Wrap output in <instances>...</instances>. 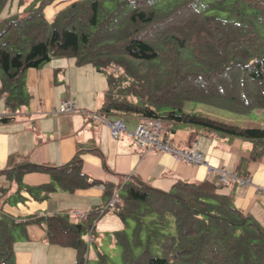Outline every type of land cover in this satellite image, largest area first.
Returning <instances> with one entry per match:
<instances>
[{
  "label": "trees",
  "instance_id": "16d2710c",
  "mask_svg": "<svg viewBox=\"0 0 264 264\" xmlns=\"http://www.w3.org/2000/svg\"><path fill=\"white\" fill-rule=\"evenodd\" d=\"M8 1L0 0V8ZM36 1L33 11L1 23L0 99L12 111L29 103L30 68L54 57L74 58L107 76L103 117L157 118L166 131L171 124L204 128L249 140L253 158L263 155L264 127L241 126L184 106L205 104L238 115L264 109V0ZM57 1L62 5L47 17ZM10 120L0 116V125ZM82 162L79 151L61 166L24 162L0 174L23 185L26 173H48L50 184L27 187L38 197H48L57 186L72 192L103 185L110 202L118 191L112 210L125 224L135 222L132 237L126 229L115 233L125 264H264V228L212 181L179 180L169 191L137 175L113 184L85 174ZM109 202L76 222L67 214L16 219L0 213V264H15L18 227L43 222L49 241L74 247L76 264H85L87 237Z\"/></svg>",
  "mask_w": 264,
  "mask_h": 264
},
{
  "label": "crops",
  "instance_id": "0c3cea01",
  "mask_svg": "<svg viewBox=\"0 0 264 264\" xmlns=\"http://www.w3.org/2000/svg\"><path fill=\"white\" fill-rule=\"evenodd\" d=\"M106 83V74L90 64L79 65L74 58L54 57L39 68H30L25 75V87L30 94L27 107L12 111L5 98L0 99V116L11 117L8 123L0 125V171L24 162L61 166L81 151L82 171L113 184L131 173L164 191L171 190L179 180H210L220 194L264 228V153L253 158L251 141L171 124L175 145L185 149L195 145L208 165L178 161L166 152H147L126 133L119 139L112 136L107 122L112 118L99 113ZM65 100H71L76 111L60 112ZM123 120L130 131L142 121L135 116ZM224 174L226 181L221 179ZM51 181L48 173L29 172L22 177L23 186L15 178L0 174V213L16 219L67 214L76 222L95 215L96 209L109 202L103 185L72 192L57 186L48 197L44 193L38 194L40 197L33 195L27 188L42 187ZM16 231L19 239L15 236L13 243L15 264L77 263L74 247L49 241L44 222L18 227ZM87 238L101 240L94 232Z\"/></svg>",
  "mask_w": 264,
  "mask_h": 264
},
{
  "label": "rangeland",
  "instance_id": "374dc122",
  "mask_svg": "<svg viewBox=\"0 0 264 264\" xmlns=\"http://www.w3.org/2000/svg\"><path fill=\"white\" fill-rule=\"evenodd\" d=\"M63 2H55L52 7L47 8V17H52L58 11ZM37 7L36 0H26L23 5L19 4V0H9L8 3L0 8V32L2 31V21L9 16H16L19 14L28 13L33 11ZM105 75V74H104ZM105 77V76H104ZM107 84V83H106ZM107 86V85H106ZM186 111H197L203 114L209 115L213 118L232 122L241 126L249 127H264V109H256L249 115H238L227 110L219 109L213 106L197 103H186L184 106ZM185 126H190L182 124ZM172 139L174 140L173 136ZM135 175L131 173L122 177V183H125L131 176ZM120 183V182H119ZM118 183V184H119ZM113 198V197H112ZM111 201V200H110ZM110 203V202H109ZM109 205V204H108ZM112 208L109 209L107 214L101 216V220L96 222L94 228V235L101 238L98 240L87 241L88 250L86 252L85 264H101L102 258H106L108 264H125L123 256V245H121L115 238L112 232L126 229L129 235L132 237L134 231L135 222L130 220L128 224H125L121 219L114 214ZM82 221V220H81ZM16 239L19 238L18 231H15Z\"/></svg>",
  "mask_w": 264,
  "mask_h": 264
},
{
  "label": "built area",
  "instance_id": "2783aa9c",
  "mask_svg": "<svg viewBox=\"0 0 264 264\" xmlns=\"http://www.w3.org/2000/svg\"><path fill=\"white\" fill-rule=\"evenodd\" d=\"M74 111H76V107L71 100H65L61 105L60 112L62 113H71ZM107 122L111 128L112 136L115 139H119L122 134L126 133L134 139L139 147L147 152H166L172 154L178 161H188L195 165H208L205 156L196 149L195 145L189 149L178 148L172 139L171 132L166 131L161 119H143L134 131L128 130L123 119L108 120ZM221 179L222 181H226V175L224 174ZM248 181L250 180L248 179ZM117 202L118 191L115 192L108 206L112 208ZM78 216L83 217L85 215L79 214Z\"/></svg>",
  "mask_w": 264,
  "mask_h": 264
}]
</instances>
